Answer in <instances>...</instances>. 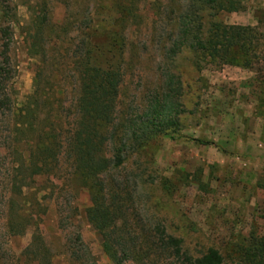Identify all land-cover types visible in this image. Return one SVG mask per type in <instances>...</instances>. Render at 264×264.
<instances>
[{
	"label": "rangeland",
	"instance_id": "obj_1",
	"mask_svg": "<svg viewBox=\"0 0 264 264\" xmlns=\"http://www.w3.org/2000/svg\"><path fill=\"white\" fill-rule=\"evenodd\" d=\"M2 2L10 12L4 21L0 8V64L8 66L7 90L13 101L21 106L27 100L42 69L59 104L68 106L78 93L81 49H94L93 55L104 63L120 59V116L145 120L147 112L152 113V101L166 91L172 96L168 107L178 101L181 109L172 113L176 125L158 133L125 163L130 171L134 168L145 227L155 230L161 222L182 240V252L201 254L215 248L223 264H264V40L254 67L224 62L223 47L219 53L212 48L219 24L257 27L264 34V23H258L264 21V0H242L231 12L201 7L196 17L190 0ZM182 15L195 20L193 35L210 39L205 48L188 42L176 54L171 52L180 41ZM36 31L44 55L32 47ZM4 41L9 42L8 50ZM241 56L232 49L228 58ZM3 122L0 115V264H42L29 252L32 229L15 236L9 232L10 185L3 186L12 157ZM63 176L36 185L45 210L31 207L35 188L25 191L29 203L19 199L21 213L38 219L49 250L43 264H78L66 246L76 227L97 264H114L104 250L105 229L86 219L89 192L77 179ZM64 202L73 208L67 212L72 218L68 229L59 227V203Z\"/></svg>",
	"mask_w": 264,
	"mask_h": 264
},
{
	"label": "trees",
	"instance_id": "obj_2",
	"mask_svg": "<svg viewBox=\"0 0 264 264\" xmlns=\"http://www.w3.org/2000/svg\"><path fill=\"white\" fill-rule=\"evenodd\" d=\"M190 1L195 10L192 17L198 16L201 7L231 12L238 10L242 3V0ZM0 8L3 20H8L9 5L0 0ZM258 23L262 25L264 21L258 19ZM193 24L195 20L182 15L180 41L171 49L173 54L188 42H191L189 46L199 48L210 43V39H200L198 32L193 35L197 30ZM216 30L217 40L212 43V48L219 53L223 47L220 54L224 62L254 67L255 56L261 53L259 46L264 40V34L257 27L219 24ZM37 34L36 31L32 47L43 53L38 46ZM4 46L8 50L9 42L4 41ZM232 49L241 51L243 59H229ZM93 52L94 49L88 47L81 49L78 55V93L68 106L59 104L57 91L42 69L36 74L33 93L18 106L7 90L8 66L0 64V115L7 125L4 141L8 142L12 157L5 171L8 172V183L3 186L6 189L10 185V235H22L32 229L29 252L42 264L48 260L49 250L40 233L38 219L32 213H21L24 205L19 199L26 198L29 203L25 191L29 193L35 188L31 207L45 210L40 203L41 189L36 185H41L42 180H60L61 173L66 180L77 179L89 192L91 203L86 209V219L93 226L105 229L104 250L114 264L128 261L137 264H223V256L215 248L201 254L182 252V240L168 233L161 222L155 230L145 227L137 205L134 168L130 171L125 165L127 158L143 151L158 133L164 134L177 124L178 119L172 113L176 109L181 112L180 103L176 101L173 107H168L172 96L166 91L152 101L151 109L149 107L152 113L148 111L145 120L140 122L132 117L129 119V116H120L122 63L120 59L104 63ZM2 171L0 169V175ZM72 210L67 203H59L60 228H70L72 218L67 212ZM138 229L143 235H139ZM66 246L76 263L97 264L77 227L68 237Z\"/></svg>",
	"mask_w": 264,
	"mask_h": 264
}]
</instances>
